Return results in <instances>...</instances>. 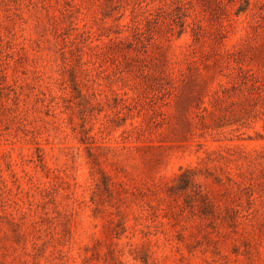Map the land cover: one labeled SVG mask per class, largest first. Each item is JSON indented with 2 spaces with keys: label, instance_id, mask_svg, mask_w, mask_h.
<instances>
[{
  "label": "rangeland",
  "instance_id": "obj_1",
  "mask_svg": "<svg viewBox=\"0 0 264 264\" xmlns=\"http://www.w3.org/2000/svg\"><path fill=\"white\" fill-rule=\"evenodd\" d=\"M0 264H264V0H0Z\"/></svg>",
  "mask_w": 264,
  "mask_h": 264
}]
</instances>
